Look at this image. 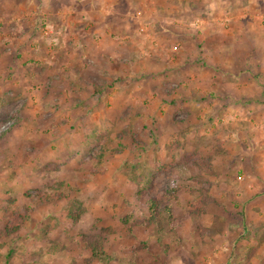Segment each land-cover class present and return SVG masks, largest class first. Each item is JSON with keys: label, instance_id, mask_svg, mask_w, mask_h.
Instances as JSON below:
<instances>
[{"label": "rangeland", "instance_id": "obj_1", "mask_svg": "<svg viewBox=\"0 0 264 264\" xmlns=\"http://www.w3.org/2000/svg\"><path fill=\"white\" fill-rule=\"evenodd\" d=\"M246 1L174 0L167 12L163 0H0V130L14 127L1 146L0 227L28 214L1 239L0 264L8 250L9 264H85L72 243L81 233L104 235L109 264H264V122L246 132L260 167L230 160L223 146L238 136L219 105L243 90L217 93L234 75L258 80L237 59L244 40L264 39V3ZM94 73L111 87L92 93L83 84ZM258 88L242 96L261 116ZM59 182L68 198L44 208ZM135 184L173 204L176 230L117 221L138 210ZM201 201L202 215L184 219ZM52 242L67 251L51 254Z\"/></svg>", "mask_w": 264, "mask_h": 264}, {"label": "trees", "instance_id": "obj_2", "mask_svg": "<svg viewBox=\"0 0 264 264\" xmlns=\"http://www.w3.org/2000/svg\"><path fill=\"white\" fill-rule=\"evenodd\" d=\"M101 62L99 65L104 64V61L102 59H99ZM103 68V66H101ZM100 67L95 66L94 69H101ZM78 70H76L77 72ZM77 73H80L78 71ZM83 74V72H81ZM86 76L85 83L83 85H86L92 93L94 94H100L105 87H111V82L109 80H101L98 79L97 74L94 73L92 76L93 78L88 79V75ZM106 78V77H104ZM81 82V81H80ZM14 130L13 125H10L7 129L0 130V159L5 158L4 149H2L3 143H5L10 138L11 131ZM19 152L16 153V156H18ZM103 155V150L101 151L100 157ZM187 155V154H186ZM185 155V156H186ZM15 157V156H14ZM188 157V156H187ZM140 165H127L123 170V175L125 177H128L129 179H133L134 174L137 172ZM195 167V165H193ZM213 164L210 162V164H206L205 168H207V171H211L213 168ZM202 166H198L196 168V171L198 173H201L205 170ZM136 188L138 187L135 184ZM64 184L62 182L55 183L53 186H51L50 189H53L56 191L54 195L45 194L43 197L40 198L39 204L43 206L44 208H53V204L57 202H64L68 195L64 194L63 192ZM139 192L141 190L137 188L136 193L133 195L135 199V203L138 206V210L132 212L130 214L126 215H119L117 217V221L127 227L131 232H135L137 229L141 228H148L150 226L157 227L158 231L164 235L166 232V225L169 224L173 230H176L175 223H177V227L179 226V220L175 218L174 214V206L171 202L165 201L162 198L158 196H152L151 194L143 197ZM70 195V191L68 192ZM203 201L199 203V205L196 204V206L191 205L192 209L189 214H186L184 219H187L190 217L192 221L198 219L202 215V207ZM206 204V202L204 203ZM84 212V209L81 207L73 209H69L68 213L64 215V218L66 221H73V223L77 222L80 217L82 216ZM32 213V212H31ZM28 217V214L22 213L17 214L14 213L12 220H4L2 223V226L0 227V247H3V242H1V239L3 237H13L15 234L19 233L21 231V225L25 218ZM31 218V217H29ZM32 219V218H31ZM75 240L72 242L76 245H79V247H82L84 250H86L87 254L89 255V258L85 259V264H109V261L111 260V256H108L107 253L104 250V245L106 242V239L104 238V235L102 234H88V233H81L76 234ZM49 251L51 254H57L61 252L67 251V247L62 243H49ZM15 253L14 250H8V252L5 254V264H9V260L12 257V255ZM75 264H80L75 262Z\"/></svg>", "mask_w": 264, "mask_h": 264}, {"label": "crops", "instance_id": "obj_3", "mask_svg": "<svg viewBox=\"0 0 264 264\" xmlns=\"http://www.w3.org/2000/svg\"><path fill=\"white\" fill-rule=\"evenodd\" d=\"M166 1L167 0H163V4H165V5L162 6L163 8H160L161 11L169 12L170 9L172 10L174 7H176L175 5H172L174 3V0H170L168 3H166ZM177 1H180V0H177ZM250 1H252V0H249V1L247 0L246 2L250 3ZM259 3L262 4L264 2H263V0H259ZM187 5H188V2H187ZM263 21H264V19H263ZM244 41H246V44L249 45L248 51L245 52L244 54H241V58H239V57L237 58V59H239L238 60L239 65L242 62L241 65L243 67L242 70L244 72H246L247 70H250L249 72H251L252 69L255 70L254 78H256L258 80L256 82H253V81L251 82V80H250V82L248 84H246L245 86H242L244 84L243 78H239V77L234 75L232 77H235L234 79L236 80L237 83L232 84L233 80L230 79L231 77H229V79L228 78L226 79V81L230 82V85H232V88L229 89V87H231V86H229V87L217 86V93H219L220 91L229 92V93H238V92L243 90L240 93V96H241L240 102H239V100H235L234 102H232L230 104L227 103L226 101L222 102V103L220 102V105H219L220 106V112H222V114H225V112H227V114H225L224 116H229L226 118H228V121H230V124H231L230 127L231 128L234 127V130H231V128H229V130H228V133L231 134L230 138L232 136H238V139L235 140L236 143H232V141L228 143L225 141L226 140L225 139L224 140L225 143H224L223 147H224V151L226 153L227 152L229 153V156H226V157L230 158V160L233 161V158H235V160L240 159L241 161H243L246 157L247 163H249V161H251L252 165L254 164V166L256 168H259L260 165H257V164L255 165V161H254V159L258 160V159H256L258 157L257 156L258 154L253 155L251 152V155H250L249 150L252 147V146H250L251 140L246 138V136L248 135V133H246V132L248 129V127H247L248 123L249 124L255 123L254 122L255 120L264 122V113L261 116H259V112H257V106L258 105L255 104L254 101H252V100H246L244 98V96H242V93L245 90H252L253 88H255L257 86L260 87V88H258L260 91L264 92V39L260 38L259 40H255V41L252 39L248 40V42H247V40H244ZM251 63H252V66L255 65V68H253V67L251 68ZM260 63H262V64H260ZM258 93H259V91H258ZM262 100L264 101V98H262ZM263 106H264V103H263ZM234 110H243V111H241V112L239 111L236 114H234ZM231 113H233V114H231ZM253 114L256 118H254ZM238 115H240V116H238ZM219 123H221V121H219ZM240 126H243V127H240ZM235 127H237V128L235 129ZM250 130H248V131H250ZM221 138H223V137H221ZM239 139L241 141L240 144H238ZM243 139H245L246 142H243ZM263 141H264V135L262 137V143H263ZM262 143L260 144L261 149L264 150V144H262ZM235 146H236V148H235ZM245 147H249V148L245 149ZM248 152H249V154H248V156H246V154ZM260 154H261V152H260ZM261 157L263 158L262 155H261Z\"/></svg>", "mask_w": 264, "mask_h": 264}]
</instances>
